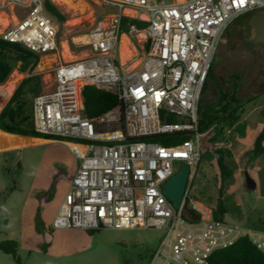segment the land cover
I'll list each match as a JSON object with an SVG mask.
<instances>
[{"label": "built area", "instance_id": "obj_1", "mask_svg": "<svg viewBox=\"0 0 264 264\" xmlns=\"http://www.w3.org/2000/svg\"><path fill=\"white\" fill-rule=\"evenodd\" d=\"M48 1L53 3L0 0V13L17 20L0 24V39L40 57L59 52L62 24L47 12ZM103 1L116 12L79 36L82 41H66L73 54L86 57L59 63L52 88L33 98L35 132L86 148L69 147L80 165L52 228L164 231L151 264H211L217 251L245 237L264 253V231L228 213L220 217L216 206L192 197L203 154L199 108L209 71L231 26L262 11L264 0ZM124 18L147 24L128 27L132 38L144 35L143 56L133 69L116 55ZM85 86L115 95L119 104L88 117L80 98ZM182 133L189 139L170 146L141 139ZM177 164L189 166L179 208L163 192Z\"/></svg>", "mask_w": 264, "mask_h": 264}, {"label": "rangeland", "instance_id": "obj_2", "mask_svg": "<svg viewBox=\"0 0 264 264\" xmlns=\"http://www.w3.org/2000/svg\"><path fill=\"white\" fill-rule=\"evenodd\" d=\"M84 1L87 8L82 13L73 9H66L64 13L53 3L66 18L61 25L59 43L71 42L72 39L90 33L116 12L115 8L109 7L103 0ZM9 19L14 23L12 13ZM125 34L138 50L139 57H142L139 36L132 38L128 31ZM80 38L83 37L75 40L81 41ZM75 54L82 55L79 51ZM116 55L118 60H121L118 52ZM50 56L56 58L52 66L46 64L43 61L45 56H42L33 71L40 76V85L38 81L35 82L41 89L38 94L52 88L54 69L65 61L61 57V48L59 52ZM14 71L20 72L18 68ZM214 74L218 87L223 89H230L231 79L238 77V82L241 83L238 97L242 101L253 99L244 106L242 121L246 119L264 123V53L261 52L253 59L247 48L232 49L223 40L214 60ZM30 75V72L24 73L20 83ZM38 94L33 95L32 99ZM202 96L205 101L210 99L215 102L218 94L211 85ZM245 126L239 123L233 129L227 130L222 145L229 148V132L232 130L243 136ZM76 143L86 144L79 141ZM234 159H227V163L234 171L236 170V173L234 172L231 180L221 183L214 150L203 153L192 185V197L216 206L222 193L223 199L241 209V217L233 214L230 216L247 224L249 220L264 218V157L256 163H248L245 154L238 163L239 166L237 160L240 158L234 155ZM79 165L80 161L65 145V141L61 140L0 154V242L17 241L20 259L18 263L12 255L0 251V264L152 263L153 256L165 237L164 231L138 229L86 231L52 228ZM180 167V164L176 165L177 172ZM246 172L257 183L254 191L247 188Z\"/></svg>", "mask_w": 264, "mask_h": 264}, {"label": "trees", "instance_id": "obj_3", "mask_svg": "<svg viewBox=\"0 0 264 264\" xmlns=\"http://www.w3.org/2000/svg\"><path fill=\"white\" fill-rule=\"evenodd\" d=\"M47 12L60 24L66 21L65 16L51 2L46 3ZM264 13V9L260 11ZM238 21V20H237ZM236 21V22H237ZM235 22V23H236ZM130 25H137L140 29L146 27V23L134 19H123V33L128 31ZM40 55L18 43H9L0 39V85H4L16 68L21 73L30 72V76L22 80L13 95L0 112V130L15 135L42 138L46 140H60L50 136L40 135L33 128V99L32 96L38 94L41 89L35 85L40 76L33 73L40 62ZM19 64V66H18ZM214 86L218 94L215 102L209 99L205 101L202 96L199 108L198 129L201 134V150L206 153L214 150L216 165L220 172V181L225 183L234 176L233 168L227 163V159H233L232 151L223 146L224 133L234 128L242 121L244 106L252 100L242 101L238 97L241 83L238 77L231 79V88L223 89L218 87V82L214 74V64L211 67L204 85L203 94ZM81 105L84 113L88 117L99 116L119 104L118 98L108 92L98 90L92 86H85L80 90ZM146 141H155L163 145L170 146L180 144L189 139L185 134L176 137L153 136L141 138ZM64 141V140H61ZM72 142V141H67ZM264 154V123L260 132L253 139L252 149L246 153L248 163H252ZM221 197L217 200V215L233 214L241 217V209L235 204L227 202ZM247 226L264 231V218L249 220ZM19 244L15 240H5L0 242V251L12 255L19 263ZM211 264H264V253L261 252L248 238H241L232 246L217 251L211 259Z\"/></svg>", "mask_w": 264, "mask_h": 264}, {"label": "bare ground", "instance_id": "obj_4", "mask_svg": "<svg viewBox=\"0 0 264 264\" xmlns=\"http://www.w3.org/2000/svg\"><path fill=\"white\" fill-rule=\"evenodd\" d=\"M52 1L64 13H66V9L67 10L73 9L75 11H81L82 13L87 8V4L85 3L84 0H52ZM126 14L134 15L135 12L127 10ZM16 21H17L16 18H14V23ZM11 22L12 20H10L6 14L0 13V24L2 27L8 26ZM139 38L140 40H143L144 35L143 34L140 35ZM80 39L83 40L84 38H80ZM60 45H61V57L66 62H70L73 60H77L78 58L86 57V54H82L81 56L79 55L80 57L74 55L70 51L68 43L65 41L62 42ZM135 55H136L135 48L132 46L129 39L123 35L120 46V56L122 63L125 64L126 62L131 61ZM55 59H56L55 57L49 55V56H45L43 61L46 64L52 66V63L55 62ZM139 64H140V60L136 59L131 64V68L132 69L136 68ZM40 67H42V65ZM23 74L18 71H14L11 74L10 78L7 80V82L4 85L0 86V95L4 96L3 98L5 100H8V98L13 94L15 88L17 87V84L21 81ZM44 143H47V141L35 139V138H29V137L16 136L0 130V152L36 147ZM69 147L71 149H78L81 152L86 151V148L82 146L69 145Z\"/></svg>", "mask_w": 264, "mask_h": 264}, {"label": "water", "instance_id": "obj_5", "mask_svg": "<svg viewBox=\"0 0 264 264\" xmlns=\"http://www.w3.org/2000/svg\"><path fill=\"white\" fill-rule=\"evenodd\" d=\"M248 38L254 39L257 43L256 50L264 51V47L261 45H264V13L254 14L250 18L246 27L232 35L229 38L230 47L234 49L238 44L248 40ZM188 176L189 166L187 164H183L180 170L163 185L164 194L172 202L175 208H179L181 205ZM245 176L248 190L254 191L257 188V183L248 172L245 173ZM191 214L194 218H196L194 213Z\"/></svg>", "mask_w": 264, "mask_h": 264}, {"label": "crops", "instance_id": "obj_6", "mask_svg": "<svg viewBox=\"0 0 264 264\" xmlns=\"http://www.w3.org/2000/svg\"><path fill=\"white\" fill-rule=\"evenodd\" d=\"M124 36H126V34H123ZM127 37V36H126ZM128 38V37H127ZM122 39V38H121ZM129 39V38H128ZM144 40V38H143ZM143 40H141L140 42H143ZM129 41L131 42V40L129 39ZM132 46L134 47L133 43L131 42ZM120 46H121V41H120V45H119V48H118V54L120 56ZM60 48H61V45H60ZM135 48V47H134ZM141 50H142V46L140 47ZM136 50V55L132 58L131 61H128L126 62L125 64L127 65L128 69H132L131 68V64L133 63L132 61L133 60H140L139 58V52L138 50L135 48ZM60 51V50H59ZM143 51V50H142ZM76 55V54H75ZM49 56V55H48ZM121 57V56H120ZM122 63V61H121ZM123 64V63H122ZM130 64V65H128ZM36 74V73H34ZM38 75V74H36ZM20 84V82L17 84V87L18 85ZM2 86V85H0ZM16 87V88H17ZM15 88V90H16ZM14 90V91H15ZM14 93V92H13ZM13 95V94H12ZM11 95V96H12ZM11 96L8 98V100H5L2 96L0 95V112L2 111V109L5 107V105L7 104V102L9 101V99L11 98ZM240 123L246 125L245 126V134L243 136H240V135H237L236 133L232 132V130L229 132L230 133V139L228 141V146H229V149L232 151L233 153V159H234V155L236 156V158H240L239 161L237 160V165L239 166V162L240 160L242 159V157L252 149V144H253V139L255 138V136L260 132V130L262 129L263 127V122H253V121H250V120H246L244 119L243 121H241ZM233 129V128H232ZM2 131V130H1ZM4 132V131H3ZM9 134V133H8ZM12 135H15V134H12ZM16 136H21V135H16ZM22 137H28V136H22ZM29 138H35V137H29ZM35 139H40V140H45L47 142H52V143H55L57 142V140H46V139H42V138H35ZM228 139V137H227ZM67 143L65 142V145ZM40 146V145H39ZM37 147V146H36ZM33 148V147H31ZM27 149V148H25ZM20 150H23V149H20ZM13 151H19V150H12V151H3V152H0V154L2 153H9V152H13ZM264 157V154L258 158L257 160L253 161V163L255 162H258L260 161V159H262ZM235 160V159H234ZM242 162V161H241ZM236 173V170L234 171Z\"/></svg>", "mask_w": 264, "mask_h": 264}, {"label": "flooded vegetation", "instance_id": "obj_7", "mask_svg": "<svg viewBox=\"0 0 264 264\" xmlns=\"http://www.w3.org/2000/svg\"><path fill=\"white\" fill-rule=\"evenodd\" d=\"M259 13H262V12H255V13L249 15V16H246V17H243V18L239 19L236 23H234L231 26V28L229 29V31L227 32V34H226V36L224 38V40L226 41V43L230 46L229 38L232 35H234L237 32H239L240 30H242L244 27H246L247 26V23L250 20V18L254 14H259ZM261 45L264 47L263 44H261ZM256 46H257V43L254 41V39H249L248 38V40L244 41L243 43L238 44L235 48H238V47H245V48H247L251 52V54L253 56V59H256L261 52L264 53L263 50H256V48H257Z\"/></svg>", "mask_w": 264, "mask_h": 264}]
</instances>
